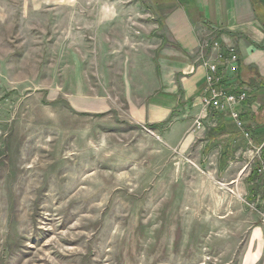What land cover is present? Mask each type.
<instances>
[{
	"label": "rangeland",
	"instance_id": "rangeland-1",
	"mask_svg": "<svg viewBox=\"0 0 264 264\" xmlns=\"http://www.w3.org/2000/svg\"><path fill=\"white\" fill-rule=\"evenodd\" d=\"M139 1L0 0V264H264V178L129 121L154 80Z\"/></svg>",
	"mask_w": 264,
	"mask_h": 264
},
{
	"label": "crops",
	"instance_id": "crops-1",
	"mask_svg": "<svg viewBox=\"0 0 264 264\" xmlns=\"http://www.w3.org/2000/svg\"><path fill=\"white\" fill-rule=\"evenodd\" d=\"M139 2V13L146 19L143 23L146 42L152 50L154 80L150 88H145L141 103H129V121L156 130L168 125L179 135L192 130L187 141L201 139L199 157L213 163V172L227 173L235 162L242 161L245 163L238 166L240 175L246 174L250 166L251 176L256 162L264 159V150L256 153L259 147L264 148V0ZM208 40L218 41L224 51L228 47L237 51L236 81L248 93L240 108L241 118L251 133V144L226 114L206 110L200 103L206 85L203 63L215 54L211 50L202 52V44ZM199 118H203L204 125L195 131ZM255 174L261 176L258 171ZM246 189L249 200L264 201V181L261 194L253 187ZM261 237L262 230L256 228L254 238L260 241ZM259 257V253L255 255L253 264Z\"/></svg>",
	"mask_w": 264,
	"mask_h": 264
},
{
	"label": "built area",
	"instance_id": "built-area-1",
	"mask_svg": "<svg viewBox=\"0 0 264 264\" xmlns=\"http://www.w3.org/2000/svg\"><path fill=\"white\" fill-rule=\"evenodd\" d=\"M203 50H211L215 54L211 58H205L203 63L206 69V85L199 98L201 105L206 110L226 114L251 144V133L246 130L245 123L241 118L240 108L247 101L248 93L246 90L240 89L238 81H236L239 70V58L235 47H228L224 51L218 41L208 40L203 42L202 52ZM202 120L203 118L196 120L195 131L202 129L204 125ZM262 150L263 146L256 149V153L259 155ZM260 163L261 167L258 169V173L263 178L264 159ZM245 204L254 211L259 208L264 209V201L260 198H257L255 202H245Z\"/></svg>",
	"mask_w": 264,
	"mask_h": 264
},
{
	"label": "trees",
	"instance_id": "trees-1",
	"mask_svg": "<svg viewBox=\"0 0 264 264\" xmlns=\"http://www.w3.org/2000/svg\"><path fill=\"white\" fill-rule=\"evenodd\" d=\"M263 150H264V148H263ZM261 167V163H260V161H258V162H256V166H255V173H257V171H258V169ZM255 173H252L251 174V176H250V178L252 179V180H254L255 178H256V174Z\"/></svg>",
	"mask_w": 264,
	"mask_h": 264
}]
</instances>
